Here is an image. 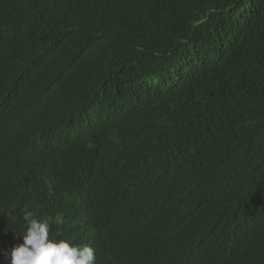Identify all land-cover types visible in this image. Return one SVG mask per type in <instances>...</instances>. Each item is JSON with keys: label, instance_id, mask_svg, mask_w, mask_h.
Instances as JSON below:
<instances>
[{"label": "trees", "instance_id": "16d2710c", "mask_svg": "<svg viewBox=\"0 0 264 264\" xmlns=\"http://www.w3.org/2000/svg\"><path fill=\"white\" fill-rule=\"evenodd\" d=\"M115 131L140 157L129 174L103 157ZM74 186L97 212L74 215ZM34 209L96 264H251L264 0H0V264Z\"/></svg>", "mask_w": 264, "mask_h": 264}, {"label": "clouds", "instance_id": "9594fccd", "mask_svg": "<svg viewBox=\"0 0 264 264\" xmlns=\"http://www.w3.org/2000/svg\"><path fill=\"white\" fill-rule=\"evenodd\" d=\"M103 157L121 164L128 174L140 161V157L128 136L119 131H115L111 140L103 147ZM116 173L125 174L123 170H118ZM68 198L71 203H76L74 215H92L97 212L98 198L88 190H81L74 186L70 189ZM36 209L23 211L22 215L26 230L22 234L17 233L23 237V243L11 249V264H96V252L92 246L87 244L74 245L72 242L63 239L56 240L54 238L55 232L53 233L54 227L52 226L51 229L47 220L36 219L38 217ZM56 224L62 225L63 231L60 233L64 235L67 228H72V220L67 226L66 215L61 212L56 217ZM51 230L52 233H50ZM240 240L241 227L234 248L238 247ZM263 251L264 248H261L253 253L251 264ZM238 264L244 263L240 262Z\"/></svg>", "mask_w": 264, "mask_h": 264}, {"label": "bare ground", "instance_id": "6f19581e", "mask_svg": "<svg viewBox=\"0 0 264 264\" xmlns=\"http://www.w3.org/2000/svg\"><path fill=\"white\" fill-rule=\"evenodd\" d=\"M93 226V225H92Z\"/></svg>", "mask_w": 264, "mask_h": 264}]
</instances>
